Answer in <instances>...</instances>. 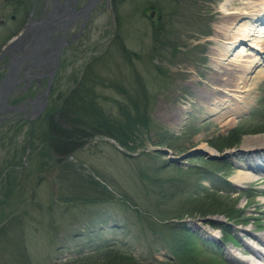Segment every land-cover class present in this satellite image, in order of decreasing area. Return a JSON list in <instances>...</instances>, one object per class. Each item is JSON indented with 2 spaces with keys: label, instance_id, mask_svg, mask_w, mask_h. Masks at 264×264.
<instances>
[{
  "label": "rangeland",
  "instance_id": "1",
  "mask_svg": "<svg viewBox=\"0 0 264 264\" xmlns=\"http://www.w3.org/2000/svg\"><path fill=\"white\" fill-rule=\"evenodd\" d=\"M230 1L222 11L219 5ZM247 1L256 0H120L102 10L57 74L45 110L0 121V264H109L107 248L138 264H232V255L250 256L245 242L258 244L240 230L264 233V168L244 187L230 179L237 164L264 153V77L253 78L264 70V52L242 41L222 56L229 26L233 34L247 20L221 16ZM238 55L240 66L231 63ZM84 72L101 76L93 92L106 117L141 94L147 102L149 129L140 127L127 149L97 135L58 156L42 141L52 115L58 124L70 117L65 105ZM237 84L249 92H234L243 89ZM229 139L234 146L227 148ZM201 146L225 158L193 153L174 162ZM194 169L209 172L198 185ZM89 181L98 183L95 193L72 202L79 183ZM162 220L183 224L182 254L162 249L163 233L143 229Z\"/></svg>",
  "mask_w": 264,
  "mask_h": 264
},
{
  "label": "flooded vegetation",
  "instance_id": "2",
  "mask_svg": "<svg viewBox=\"0 0 264 264\" xmlns=\"http://www.w3.org/2000/svg\"><path fill=\"white\" fill-rule=\"evenodd\" d=\"M119 1L0 0V34L6 32L0 44L2 123L45 110L57 74L86 41L93 20Z\"/></svg>",
  "mask_w": 264,
  "mask_h": 264
},
{
  "label": "trees",
  "instance_id": "3",
  "mask_svg": "<svg viewBox=\"0 0 264 264\" xmlns=\"http://www.w3.org/2000/svg\"><path fill=\"white\" fill-rule=\"evenodd\" d=\"M83 78L80 80L81 83L78 84V89L74 90L71 93L69 98H72V102H68L70 105H65V109L68 108L67 112L71 111L70 117H64V123L58 124L54 117L55 114L52 115L48 120L49 122L45 124L43 135L41 136L42 141L47 142V147L53 151V153H57L58 156H65L67 154H72L73 152L77 151L83 143L86 142V138H91L94 136H102L105 138H111L114 142L121 148L127 149L129 142H134L138 139L137 130L139 128L146 129L147 132L149 129V120H147L145 115V108L147 107L146 104L143 102L144 97L141 94V98L133 99L132 101H128L127 104H123L120 108L117 109V113L113 117H106L103 112L102 108L97 103V96L96 93L93 92L95 90V85H97V81L101 79L100 75H96V73L88 74L84 72ZM85 82V83H84ZM84 84H88L92 87L91 90H87ZM85 87V89H84ZM125 93V91H124ZM77 100V101H76ZM75 101L77 103H75ZM70 107V108H69ZM64 109V113L66 110ZM231 142V143H229ZM229 142H226V147L230 148L234 146L233 142L229 139ZM224 146V147H225ZM223 147H218L216 150L220 152ZM206 172V173H205ZM205 173V174H204ZM207 170H199L194 169V171H190L191 176H196L197 181L196 184L198 185L199 180L205 179L208 177ZM187 176V177H190ZM210 181H216L214 176L209 179ZM96 182H87V183H79V186L76 187V200L72 202H79L80 194L83 195L84 193H95L94 185H97ZM99 186V185H98ZM102 188V187H101ZM105 191L104 188H102ZM72 198V197H71ZM83 201V200H82ZM65 203L70 202V199L64 201ZM216 214V213H209ZM145 222V221H144ZM152 234H162L161 242H162V249H167L172 254H182L183 249L185 248V238H183V224L176 222H167L165 221H155V222H148L146 226H143L145 229ZM147 232V233H148ZM150 233V234H151ZM151 235V236H154ZM161 237V234L159 235ZM205 247L209 248H217L218 246L215 245L213 242L203 243ZM111 248H107L106 255L110 258L107 262L109 264H138L137 261H134L130 256H127V253H121L119 251L109 250ZM24 251H26L24 249ZM21 254V253H20ZM19 254V256H20ZM27 256V254L25 253ZM19 256H11L13 259ZM22 263L27 262L24 261L23 258ZM140 264V263H139ZM168 264V263H167Z\"/></svg>",
  "mask_w": 264,
  "mask_h": 264
},
{
  "label": "bare ground",
  "instance_id": "4",
  "mask_svg": "<svg viewBox=\"0 0 264 264\" xmlns=\"http://www.w3.org/2000/svg\"><path fill=\"white\" fill-rule=\"evenodd\" d=\"M231 3H232L231 1L227 2V3L224 2L223 4L219 5L220 9H222V11H225V8L228 7L229 5H231ZM243 4L245 5L244 8H239V9L237 8L235 11L232 10L233 9L232 8V9H230L231 11H229V13L227 12V13H223V15H221V16H223L224 21H228V23H234L237 19H239V17L246 18V20H247L246 23L243 25H240V27L237 29V31L234 32L233 34L230 33V31L232 29H234V27L230 28V26H229L230 31H228L229 32L228 34H230V35H228V38L226 41L227 46L224 47L225 51H222V56H224V57H226L228 55V53H230L232 51V49H233L232 46H234L237 42H242V41H248L250 43V45H249L250 48H254L256 50L264 52V35H262L264 33V0H256L254 2L247 1V3H243ZM239 58H240L239 55L234 57V59L231 61V63L237 65L238 62H241V60ZM251 68L252 67H250V66H248V67L245 66V68L242 67L244 74H249V72L252 70ZM234 74H236V73H234ZM263 77H264V70H257L253 76L255 82L259 81V79H261ZM211 78L214 81L217 80V77H211ZM224 78H226V76ZM238 79H240L239 76H238ZM222 80H221V82H222ZM242 80L239 84L243 83L244 80L243 81ZM245 81H246V79H245ZM243 87H242V85L241 86L238 85L237 88H243ZM246 87H248V86H246ZM251 88H253V87H251ZM232 91H233V89H232ZM243 91L249 92V90H245V88H243L242 91H235L234 90V92H237V93H242ZM233 96H234L233 99L241 102V100H238L240 98L238 95L235 94ZM254 139H252V140H254ZM199 149L205 151L207 154H213L214 153L213 150L211 148H209L208 146H201ZM236 167H237V172H236L237 175H235L233 178L230 179V182L232 183V185H234L236 187H244V183H247L248 181L249 182L257 181L259 179L257 171L264 168V153L258 154L257 158L255 160H251V162H249V163H248V161L247 162H240L239 164L236 165ZM240 233L242 236L244 235V237H248L249 239L253 237V239L256 240L258 245H256V244L253 245L254 243L251 240H249L248 242H245L246 245L245 244L244 245L251 250L250 256L246 257V259H244V258H238V257L232 255V257L235 258V260L233 259L234 262L232 264H264V233L261 234V236L260 235L256 236V234H252V232L249 229H244V230L242 229V230H240Z\"/></svg>",
  "mask_w": 264,
  "mask_h": 264
},
{
  "label": "water",
  "instance_id": "5",
  "mask_svg": "<svg viewBox=\"0 0 264 264\" xmlns=\"http://www.w3.org/2000/svg\"><path fill=\"white\" fill-rule=\"evenodd\" d=\"M158 152L159 153H163V154H166L167 153V151L166 150H163V149L162 150H158ZM193 153H195V154H197L198 156H201V157H206V159L208 161H215L216 160V162H220V161H222L225 158L224 155H222L221 157H219V156H217V154H207L205 151H203L201 149H193V151L190 154H186V155L183 154V156H181L180 158H175L174 157L173 160H174V162H177L179 160H183L184 158L186 159L188 157H191V154H193Z\"/></svg>",
  "mask_w": 264,
  "mask_h": 264
}]
</instances>
